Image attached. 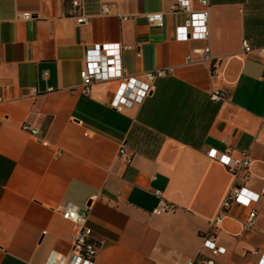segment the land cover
Masks as SVG:
<instances>
[{"label": "crops", "instance_id": "crops-1", "mask_svg": "<svg viewBox=\"0 0 264 264\" xmlns=\"http://www.w3.org/2000/svg\"><path fill=\"white\" fill-rule=\"evenodd\" d=\"M70 1L0 0V264H66L74 227L64 203L89 210L93 264H253L252 251L264 250V197L250 231L249 208L237 204L212 223L234 186L264 184V0H188L206 12L209 35L186 40L174 34L187 18L170 12L175 0H79L85 24ZM24 12L31 18L16 17ZM156 12L160 28L147 22ZM108 43L129 47L128 76L172 74L121 110L110 105L116 81L82 95L84 51ZM212 91L224 97L212 101ZM229 149L248 155L247 179L209 156ZM154 191L177 210L153 215ZM209 234L223 255L202 248Z\"/></svg>", "mask_w": 264, "mask_h": 264}, {"label": "built area", "instance_id": "built-area-1", "mask_svg": "<svg viewBox=\"0 0 264 264\" xmlns=\"http://www.w3.org/2000/svg\"><path fill=\"white\" fill-rule=\"evenodd\" d=\"M201 5H207L206 0H199ZM69 12L77 24H85L88 21V16L80 13L74 14L75 10L80 9L79 0H71ZM182 11L187 14V18L183 24L177 26L174 34L177 39H206L209 35L207 27V14L204 11L193 12L190 10L188 0H175L170 6V12ZM105 8H101V13H106ZM17 18L28 20L31 14L28 12L17 13ZM147 22L151 27L160 28L162 26V14L160 12L151 13L147 16ZM244 52H249L251 47L246 41H242ZM129 48L128 46H121L115 43H108L99 46L86 48L84 51V65L79 72L80 77V93L87 95L90 91L91 85L96 82L116 81L117 88L110 101L112 108L121 110L124 107H130L134 104H141L147 97H149L155 90V81L159 78L172 74V68H159L153 71L146 72L141 78L128 76L122 66L121 51ZM204 61L210 59V52L208 47L203 49ZM139 55V52L137 53ZM264 56V50L260 52ZM46 75V73H45ZM32 93H36V89H32ZM224 94L220 91H212L209 98L212 101H217L223 98ZM27 129V128H25ZM32 135H37V131L30 130ZM231 149L225 152H216L214 150L209 152V156L219 161L224 167L234 176L243 172L242 177L248 178V168L251 164L248 155L245 152L234 156ZM121 157H128L125 154L124 148L118 150ZM158 202L152 210L153 215H163L174 213L177 208L175 205L165 202L159 191H154ZM264 197V184L259 192L251 191L244 186H234L228 193L227 197L222 203L220 213L213 221L212 225L216 226L219 221L226 215V209L231 204L241 205L249 208L246 219L242 225L243 229L250 231L254 226V221L257 212L253 205ZM89 215L88 209H80L78 206L71 203H64L61 208L62 219L73 224L74 233L72 236L73 252L70 255L66 264H93V260L98 252L99 246L91 238V230L87 226V219ZM202 248L206 249L211 256H219L225 253V249L218 246L215 242L213 234L202 237ZM255 256L253 264H264V250L257 252L252 251ZM181 264H211L200 263L192 258L185 259Z\"/></svg>", "mask_w": 264, "mask_h": 264}]
</instances>
